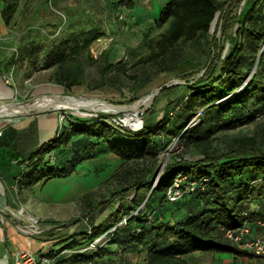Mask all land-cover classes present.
<instances>
[{"label":"trees","instance_id":"obj_1","mask_svg":"<svg viewBox=\"0 0 264 264\" xmlns=\"http://www.w3.org/2000/svg\"><path fill=\"white\" fill-rule=\"evenodd\" d=\"M20 1L0 0L6 23L11 24ZM113 5L132 9L136 0H114ZM218 11V27L210 33ZM78 16L70 19L79 21L76 30L52 41L50 47L41 41L48 38V30L20 45L24 61H32L35 68L54 67V82L68 91L83 82L82 56L87 52L92 61L97 60L89 50L103 35L94 20L86 25ZM164 25L160 33L151 35L153 28ZM27 30L31 35L32 26ZM197 38L205 39L207 58L184 57L183 44ZM126 49L135 63L155 60L185 80L164 88L160 96L176 94L179 88L183 93L168 101L162 118L155 119L159 97L137 129L105 113L72 115L27 158L30 172L39 179L71 175L80 163L103 153L115 155L120 167L144 162L136 173L122 169L121 183L111 191L118 199L110 206L108 222L95 223L86 235H75L43 253L51 258L47 264H134L132 256H143L145 264H190L188 256L197 250L258 256L235 243L226 230L246 226L251 232L257 225L264 232V122L259 134L235 136L227 143L221 134L264 117V0H168L143 32L139 46ZM110 51L101 54V76L92 88L108 86L110 72L126 73L130 67L123 59L111 61ZM199 110L198 122L188 126ZM165 136L178 137L189 157H173L160 172L159 150L169 143L163 141ZM113 170L105 175L111 176ZM181 173L186 175L180 183L182 194L170 200L167 191ZM191 181L196 182L194 189ZM125 190L134 195L122 201ZM142 204L151 212L146 213ZM104 233L110 236L106 251L98 243L87 247Z\"/></svg>","mask_w":264,"mask_h":264},{"label":"rangeland","instance_id":"obj_2","mask_svg":"<svg viewBox=\"0 0 264 264\" xmlns=\"http://www.w3.org/2000/svg\"><path fill=\"white\" fill-rule=\"evenodd\" d=\"M167 1L168 0H136L135 7L130 9L128 7L114 8V0H50L49 4L44 3V0H21L18 11L10 24V28L13 30L11 33L14 34L16 43H19L21 40L23 44L27 43V40L36 37L39 31L45 34V31L48 30V38L41 41L45 43V47H50L52 41H57L58 38L68 31L76 30L74 26L79 23V21L70 19L73 14L75 15L77 13L79 14V20H82L86 25L94 20L97 25L101 26L102 30L99 31H103V35L92 43L89 50L98 61H92L88 57L87 52L82 56L85 75L81 84L74 85L72 90L68 91L61 84L54 82V67L45 70L42 69L39 64L36 68L33 67V69L30 70L32 73L30 77H26L27 73L24 72L26 69L21 67L17 72L19 77L18 83L22 85H17L20 98L12 99L10 102L13 101L23 104L34 102L43 95L58 94L61 98L67 95H73L78 98H98L119 106H133L139 103L136 110L139 111L138 118L142 120L143 125L144 118L146 117L147 119L150 116V113H147V111L153 108V104L160 97V101L154 107V115L152 117L155 119L162 118L164 105L172 99L176 101L183 92L182 89L179 88L176 94L165 96H160L159 94L164 88L170 85L184 83L185 80L179 76L178 71L169 70L166 68L165 64L159 65L155 60L135 63V58L131 56L126 47L139 46L142 41L143 32L154 22L162 6ZM219 16L220 11L217 12L216 21L210 27V33L216 31ZM54 23H58L59 26L55 27ZM28 25H31L33 29L31 35H28L27 32ZM166 27L167 25L153 28L151 35L160 33V31ZM204 46L205 39L197 38L183 44L182 54L184 57L188 56L205 59L207 58V54L204 50ZM107 48L111 49L109 55L111 61L115 62L123 59L130 67L126 73L117 70L110 72L108 86L92 88L91 85L101 76L99 59L102 52ZM145 55H147V53H145ZM203 64V62L199 64V67H202ZM202 72L203 71L199 72V74ZM7 79H12L11 74H8ZM162 86L165 87L155 96L154 100L148 106L140 103L144 98L149 96L151 92ZM134 96H137V98L131 100ZM53 111L58 112L61 116L65 115L66 119H70L72 115L92 116L105 113L111 115L113 121L117 120L122 125L131 129L142 127L141 125L135 128L129 126L124 121V117L127 113L134 112L132 108L130 110L115 111L84 107H48L44 110L35 109L31 112H23L13 117L0 115V119L21 118L34 112ZM200 111L201 110L191 116L188 126L198 122ZM263 122L264 117L254 122L225 130L221 136L225 143H227V141L235 136L259 134L262 130ZM167 139H169L168 146L160 148L158 155L159 164L157 169L161 171L173 157H179L180 155L186 158L189 157V155L184 152L183 144L179 141L178 137L173 138L172 136H165L163 141H167ZM163 143L164 142H162V144ZM107 162L112 163L109 166L107 165L106 168H101L105 166ZM143 163L142 161L132 162L130 163L131 168L128 164H121L120 167V162L116 159L115 155L110 153L97 154L87 161L80 163L71 175L54 177L45 182L41 181L36 185V196L42 204L50 205L51 202L58 203L57 206L51 207L52 210L50 211H53L56 216L55 218L58 219L56 222L60 225L58 226V229H60L58 232L60 233H68L72 231L73 227L79 222L87 221L86 223H89L91 219H93L94 223H99L100 221H105L106 223L108 222L107 219L111 209L110 206L117 204L118 195H112L111 191L115 190L121 183V175L124 174V170L122 169H130L132 173H136ZM110 168L114 169L113 174L111 176H106L107 174L105 175V173L108 172ZM124 192V195L120 198L122 201H126V199L134 195L133 191L127 192V190H125ZM141 206H143V204ZM119 207L120 209L123 208L121 205ZM130 209L131 207L128 208V210ZM161 209L165 212V208ZM126 210L127 209H125V211ZM143 210L146 213L151 212L146 206H143ZM113 214L112 212V215ZM26 216H29V214H26ZM114 217L116 218L115 214ZM125 222L124 219L121 224ZM39 225H42L41 221ZM110 231H112V229ZM109 239V234L104 233L95 241L100 244L101 250L106 251V245H109ZM54 240L56 239H50V242ZM62 242L63 241H59L56 244H61ZM87 247H83V249ZM109 255L111 256L112 254ZM131 260L134 262L136 258L131 257Z\"/></svg>","mask_w":264,"mask_h":264},{"label":"crops","instance_id":"obj_3","mask_svg":"<svg viewBox=\"0 0 264 264\" xmlns=\"http://www.w3.org/2000/svg\"><path fill=\"white\" fill-rule=\"evenodd\" d=\"M11 31L13 30L10 24L3 18L0 5V102L20 98L17 85L21 83H18L17 72L24 67L26 77H30L32 74L30 70L34 67L32 61H24L21 58L20 44L22 45L23 42L21 40L16 43ZM8 74H11V80L7 79ZM62 122L61 115L55 111L34 112L21 118L0 119L2 131L0 135V216L4 215V221L0 227V264H15L19 251L25 249L46 253L52 248L60 247L75 235L78 237L86 235L87 230L96 226L91 219L89 223L79 222L68 233H60L58 232L60 225L56 222L58 219L55 218L53 211H50L51 207L57 206L58 203L42 204L36 196V185L50 179H39L30 172L32 168L29 167L27 158L58 132ZM21 208L24 210V215L17 217L16 213ZM25 213L36 216L39 223L41 221L42 225H39L43 229L41 232L31 230L29 216ZM261 230L257 225H253L247 237L259 234ZM53 238L56 240L50 242ZM59 241L63 242L56 244ZM111 258L117 259V256L111 255ZM188 260L190 264H264L262 256L250 257L230 252L202 250L191 253ZM134 264H145L143 256L136 258Z\"/></svg>","mask_w":264,"mask_h":264},{"label":"built area","instance_id":"obj_4","mask_svg":"<svg viewBox=\"0 0 264 264\" xmlns=\"http://www.w3.org/2000/svg\"><path fill=\"white\" fill-rule=\"evenodd\" d=\"M64 118L65 115H62L61 119L64 120ZM1 134L2 131L0 130V135ZM184 179H186V175H183L182 173L179 174L175 180V184L168 189L167 196L170 200H175L182 194L180 183L181 180ZM203 180L206 181L207 179L204 178ZM195 184H196L195 181L190 182L191 189H194ZM23 215H24V210L21 208L16 213V216L21 217ZM29 219H30L29 226L33 232H41L43 230L39 226V222L36 217L29 216ZM3 221H4V215H1L0 227ZM248 233H249V229L246 226H242L237 229L226 230V235L229 238H231L235 243H237L240 247L248 249L258 256L264 257V232L256 234L254 236L247 237ZM0 238H1V232H0ZM96 243H97L96 241L91 242L88 245V248H94L96 246ZM50 261L51 258L46 254L31 249H25L19 251L15 264H47Z\"/></svg>","mask_w":264,"mask_h":264},{"label":"bare ground","instance_id":"obj_5","mask_svg":"<svg viewBox=\"0 0 264 264\" xmlns=\"http://www.w3.org/2000/svg\"><path fill=\"white\" fill-rule=\"evenodd\" d=\"M7 90V89H6ZM12 92L9 90V94ZM58 93V92H57ZM46 94V93H45ZM7 95V94H6ZM4 96V95H2ZM12 97V96H11ZM4 101V100H3ZM152 101L150 96H147L142 100V102L146 106H148ZM39 107V108H63V107H75L79 108L80 106H84L85 108L90 109H104V110H130L131 108L134 109V112L127 113L124 117V121L132 126V127H140L142 125V120L138 118V110L137 106H124L125 108L116 107L111 104L104 102L98 98H78L73 95H67L64 98H61L58 94L54 95H43L35 100V102L23 103L21 105L18 104H8L2 103L0 104V115H7L13 117L17 114L26 112L30 107ZM142 106V105H141Z\"/></svg>","mask_w":264,"mask_h":264},{"label":"water","instance_id":"obj_6","mask_svg":"<svg viewBox=\"0 0 264 264\" xmlns=\"http://www.w3.org/2000/svg\"><path fill=\"white\" fill-rule=\"evenodd\" d=\"M216 18H217V14H216V16H215V18H214V20L212 21V23H211V25L216 21ZM165 86H162V87H159V88H157V89H155L153 92H151L150 94H149V96L152 98V101L154 100V98H155V96L164 88ZM104 102H106V103H108V104H111V105H113V106H116V107H121V108H125L124 106H119V105H116V104H113V103H110V102H107V101H105V100H103ZM151 101V102H152ZM35 102V101H34ZM2 103H8V104H11V105H13V104H18V105H21L20 103H16V102H6V101H2V102H0V104H2ZM139 105V103H136L134 106L136 107V106H138ZM81 107H84V106H80L79 108H81ZM85 108V107H84ZM35 109H42V110H44V109H46V108H39V107H36V106H34V107H30L26 112H31V111H33V110H35ZM130 126V125H129ZM160 172H161V170H160ZM157 177L158 176H156L155 177V179H157Z\"/></svg>","mask_w":264,"mask_h":264}]
</instances>
